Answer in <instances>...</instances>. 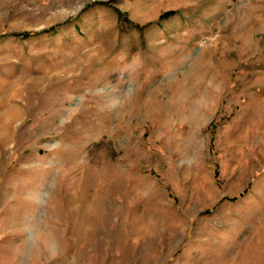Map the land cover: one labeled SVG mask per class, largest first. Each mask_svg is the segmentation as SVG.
<instances>
[{
	"label": "rangeland",
	"instance_id": "rangeland-1",
	"mask_svg": "<svg viewBox=\"0 0 264 264\" xmlns=\"http://www.w3.org/2000/svg\"><path fill=\"white\" fill-rule=\"evenodd\" d=\"M0 264H264V0H0Z\"/></svg>",
	"mask_w": 264,
	"mask_h": 264
},
{
	"label": "trees",
	"instance_id": "trees-1",
	"mask_svg": "<svg viewBox=\"0 0 264 264\" xmlns=\"http://www.w3.org/2000/svg\"><path fill=\"white\" fill-rule=\"evenodd\" d=\"M171 14V12H168V13H165L163 16L164 17H167V16H169Z\"/></svg>",
	"mask_w": 264,
	"mask_h": 264
}]
</instances>
